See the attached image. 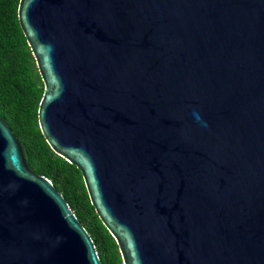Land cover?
I'll list each match as a JSON object with an SVG mask.
<instances>
[{"label":"water","instance_id":"1","mask_svg":"<svg viewBox=\"0 0 264 264\" xmlns=\"http://www.w3.org/2000/svg\"><path fill=\"white\" fill-rule=\"evenodd\" d=\"M50 147L124 264H264V0H20ZM0 264H102L0 117Z\"/></svg>","mask_w":264,"mask_h":264},{"label":"trees","instance_id":"2","mask_svg":"<svg viewBox=\"0 0 264 264\" xmlns=\"http://www.w3.org/2000/svg\"><path fill=\"white\" fill-rule=\"evenodd\" d=\"M20 0H0V117L20 141L29 167L49 178L92 236L102 264H124L119 246L92 205L82 172L58 155L39 125L45 85L21 28Z\"/></svg>","mask_w":264,"mask_h":264}]
</instances>
